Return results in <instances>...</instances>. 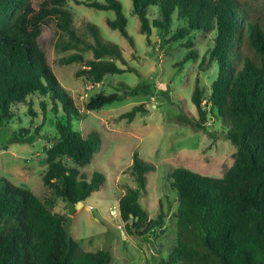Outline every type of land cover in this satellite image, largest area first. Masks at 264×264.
Masks as SVG:
<instances>
[{"label": "trees", "instance_id": "16d2710c", "mask_svg": "<svg viewBox=\"0 0 264 264\" xmlns=\"http://www.w3.org/2000/svg\"><path fill=\"white\" fill-rule=\"evenodd\" d=\"M69 1L0 0V130L13 123L16 108L27 103L31 118L37 117L28 101L30 97L50 98L51 110L46 102L40 104L47 118L52 114L55 125V135L47 149L49 169L42 180L75 207L98 191L105 177L94 173L89 180L77 167H68L64 159L80 167L89 165L101 149V140L96 133L84 136L74 129L72 117L81 115L74 100L61 90L39 44L43 26L54 20L57 29L68 36V42L58 44L62 51L93 52L89 61L81 53L62 60L64 64L83 63L84 69L77 76L100 84L107 75L126 70L108 59L125 61L120 47L105 42L96 25L89 24L94 43L77 33ZM132 3L133 13L141 22L140 31L146 36L152 34L153 27L170 34L177 21L181 25L173 33L172 42L192 32H216L208 58V64L217 70L210 94L206 97L196 85L192 102L199 119L184 113L182 121L193 129L204 130L210 115L221 118L226 137L236 148L234 163L221 178L183 167L169 173V186L179 202L175 213L177 243L168 259L160 255L157 264H264V11L251 17L247 4L240 0ZM88 5L96 10L115 11L116 18L107 20L108 26L134 44L120 1ZM153 8L158 9L159 17L152 21ZM195 57L196 51L187 54V58ZM121 100L118 93H99L90 98L86 110H100ZM144 111L143 106H135L123 116L133 120ZM31 135H35L31 129L22 127L14 133L12 142H22L27 137L34 141ZM129 169L135 187H128L119 203L128 235L163 234L164 215L151 218L141 203L148 174L156 166L134 153ZM53 209L54 202H44L31 190L0 176V264L112 263L110 250H82L70 236L66 216Z\"/></svg>", "mask_w": 264, "mask_h": 264}, {"label": "rangeland", "instance_id": "374dc122", "mask_svg": "<svg viewBox=\"0 0 264 264\" xmlns=\"http://www.w3.org/2000/svg\"><path fill=\"white\" fill-rule=\"evenodd\" d=\"M118 1L123 5L128 19L127 31L134 44L119 30L108 26L107 20L116 18L115 11L96 10L88 5L105 0H70L68 8L74 14L73 27L81 37L94 43L89 30V24H94L105 42L120 47L125 61L114 57L108 59L126 70L122 74L107 75L100 84L90 82L83 75L77 76L84 69L83 63L64 64L62 60L81 53L84 60L89 61L93 59V52L82 49L62 51L58 44L68 42L69 38L57 29L54 20L43 26L39 37V44L61 90L79 109L81 118L72 117L74 129L84 136L96 133L101 140V149L89 165L76 166L68 159L64 162L68 167H77L89 180L94 173L104 175L103 185L79 208L69 205L62 196L44 185L42 179L49 169L47 149L51 146L50 138L55 135V125L52 114L47 118L40 105L46 102L51 110L52 102L40 95L28 100L36 118H31L27 103V106L16 108L15 121L0 130V176L31 190L44 202H54L53 211L66 216L70 236L82 250L108 249L113 255L111 264H157L160 255L168 259L171 248L177 243L175 213L179 202L176 192L169 186V173L183 167L221 178L233 165L236 148L227 139L221 118L210 115L204 130L193 129L182 121L184 113L199 119L192 102L196 85L205 91L206 97L210 94L217 70L208 64V58L216 32H192L188 37L172 42L173 33L181 25L177 21L170 34L165 35L153 27L152 34L146 36L140 31L141 22L133 13L132 0ZM240 1L247 4L251 17H258L264 11V0ZM158 17V9H151V20ZM192 51H196L197 57L187 58ZM99 93H118L122 100L100 110L87 111L86 104ZM135 106H143L145 111L133 120L123 116ZM22 127L32 130L34 141L27 137L25 141L12 142L14 133ZM134 153L156 166L148 174V185L141 198L151 218L164 215L165 231L156 237L128 235L120 216V198L128 187H135L129 169ZM112 210L118 215L112 216Z\"/></svg>", "mask_w": 264, "mask_h": 264}, {"label": "water", "instance_id": "95a60500", "mask_svg": "<svg viewBox=\"0 0 264 264\" xmlns=\"http://www.w3.org/2000/svg\"><path fill=\"white\" fill-rule=\"evenodd\" d=\"M125 92H128V89H126ZM83 205H84L83 202H79V203L77 204L78 208L81 207V206H83ZM106 250H108V249H106Z\"/></svg>", "mask_w": 264, "mask_h": 264}, {"label": "built area", "instance_id": "2783aa9c", "mask_svg": "<svg viewBox=\"0 0 264 264\" xmlns=\"http://www.w3.org/2000/svg\"><path fill=\"white\" fill-rule=\"evenodd\" d=\"M111 215H112V216H117V215H118V214H117V211H116V210H112V211H111ZM120 228H121V226H120Z\"/></svg>", "mask_w": 264, "mask_h": 264}]
</instances>
